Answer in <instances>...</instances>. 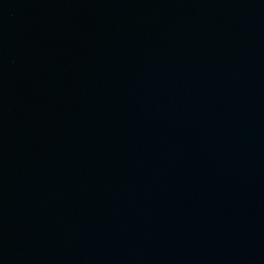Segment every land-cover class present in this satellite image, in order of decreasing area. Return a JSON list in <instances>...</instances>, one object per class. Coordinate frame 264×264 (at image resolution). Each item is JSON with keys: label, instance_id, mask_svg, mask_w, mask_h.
Wrapping results in <instances>:
<instances>
[{"label": "water", "instance_id": "1", "mask_svg": "<svg viewBox=\"0 0 264 264\" xmlns=\"http://www.w3.org/2000/svg\"><path fill=\"white\" fill-rule=\"evenodd\" d=\"M0 264H264V0H0Z\"/></svg>", "mask_w": 264, "mask_h": 264}]
</instances>
